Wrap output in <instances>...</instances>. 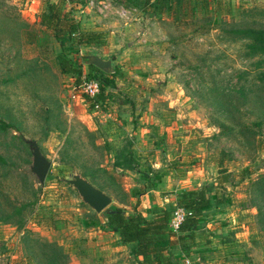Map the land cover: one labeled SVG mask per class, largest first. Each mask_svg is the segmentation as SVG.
<instances>
[{
	"label": "rangeland",
	"instance_id": "1",
	"mask_svg": "<svg viewBox=\"0 0 264 264\" xmlns=\"http://www.w3.org/2000/svg\"><path fill=\"white\" fill-rule=\"evenodd\" d=\"M52 1L63 9L71 7L80 29L97 33L95 41L78 46L77 53L70 47L62 51L52 33L36 20ZM87 1L0 0V122L6 124L0 130V157L6 163L0 172L12 197L31 199L19 227L0 222V264H32L20 244L23 231L48 240L47 233L54 242L63 238L68 264H93L82 238L71 236L82 232L84 220L87 225L89 219L99 218L62 178L83 173L88 182L114 199L107 209L127 205L131 199L123 186L125 169L136 171L138 165L159 160V155L148 153L145 161L132 156L127 138L114 140L120 130L111 122L135 121L138 109L168 85H173L171 94L178 106L196 111L207 126L202 129L208 135L205 138L200 136L201 129L195 131L208 152L205 168L212 178L204 186H216L212 180L216 177L225 180L214 189L221 199H228L221 217L231 216L230 226L246 230L255 196L252 179L264 178V121L260 127L253 126L263 120L264 80L258 79L264 63L257 67L263 57L247 55L245 41L226 31L264 25V0H182L174 12L162 13L133 7L147 0H107L129 10L127 23L115 14L99 13V0H93V7ZM59 52L81 65V76L98 81V73H88L84 56L97 53L110 60L116 70L114 85L104 88L98 110L92 109L93 99L74 87L75 75L60 72ZM239 89L245 96L241 99L236 95ZM71 93L76 94L74 98ZM184 97L188 104L182 102ZM216 123L224 124L223 130ZM242 127L252 134L237 133ZM24 140H34L50 163L41 185L29 170L30 148ZM27 186L38 188L34 199L24 189ZM239 247L240 251L230 253L238 263L231 264H264V252L256 254L243 244ZM121 257V264H134L132 256ZM106 263L104 259L102 264Z\"/></svg>",
	"mask_w": 264,
	"mask_h": 264
},
{
	"label": "crops",
	"instance_id": "2",
	"mask_svg": "<svg viewBox=\"0 0 264 264\" xmlns=\"http://www.w3.org/2000/svg\"><path fill=\"white\" fill-rule=\"evenodd\" d=\"M133 7L141 11L138 5H133ZM33 14L29 16L32 21L35 18ZM36 20L39 24L38 16H36ZM127 22L129 21H125V23ZM172 87L173 85H168L162 94H154L150 98L151 100L135 113L138 116L135 121L124 118L111 122L114 124V128L120 130L116 133L115 137L117 136V138L114 137V140L117 142L118 139L127 138L129 140L128 152L132 156H136L140 161H145L144 157L148 153L159 155V160L155 159L146 165H138L136 171L125 169L127 173L124 175L123 186L131 201H128V204L123 208L132 212L135 206V209L147 218L153 215V211L177 206L175 202L177 191L190 187L202 189L206 196L210 197L209 193H213L215 198H210V206L203 211L205 221L195 231L194 244L189 253L179 257L181 264H184L185 259L189 261V264L238 263L235 262L238 258L231 257L230 253L234 255L235 251H240V244L249 246L250 250L256 254L258 251L264 252V199H256V197L252 198L253 201L251 199L250 219L246 230L239 231L237 227L230 226L231 216L221 217L225 211L223 203L226 200L221 199L218 192L214 190L217 188L218 177L212 179L216 186L211 188L204 186L205 182L212 178L209 177L211 175L207 174L205 168V156L208 152L200 146L201 140L203 141L201 138L208 136L202 130L207 126H203L199 116H196V111L191 108L182 110L178 106V100L175 99L173 93L171 94L172 89L170 88ZM183 99L182 102L188 104V100L184 101ZM136 106L132 107L137 109ZM196 129L203 131L200 135L201 138L197 137L199 134L195 132ZM251 174L253 173L251 172ZM254 174L256 175V173ZM252 180H254L251 182L256 192L260 182L256 178ZM113 201L112 198L111 202ZM122 203L124 202L118 201V204ZM101 212L99 213L101 214ZM99 213L94 212L96 218L99 219L91 218L87 221V225L84 220L83 225H80L82 232L79 235H72L71 238H82L83 247H86L89 261L93 264H102L104 259L107 260L106 264H121V255L132 256L134 264H138L137 258L135 259L130 253V243L120 244L116 232L100 227L105 218L101 217ZM216 224H218L217 227ZM211 226L212 228H210ZM45 235L48 240L54 239L47 233ZM242 235L246 238H241ZM75 242L73 240V243ZM56 243L62 247L65 245L63 238H56ZM75 244L78 245L77 242ZM241 259L239 257L240 261ZM262 259L264 260V257ZM249 260L251 261L250 258Z\"/></svg>",
	"mask_w": 264,
	"mask_h": 264
},
{
	"label": "trees",
	"instance_id": "3",
	"mask_svg": "<svg viewBox=\"0 0 264 264\" xmlns=\"http://www.w3.org/2000/svg\"><path fill=\"white\" fill-rule=\"evenodd\" d=\"M181 1L147 0L141 3V7H138L142 12L148 13H162L164 10L174 12ZM71 11V7L63 9L59 2H48L38 15V23L51 31L62 51L70 47L74 53H77L78 46L94 42L97 33L80 29ZM226 32L245 41L243 45L244 52L247 55H260L263 57L256 62L257 67L264 63V25L234 27ZM56 60L60 72L74 74L78 83L82 74L81 65L75 59L65 57L61 52L56 55ZM86 67L88 73H98L100 81L96 80L99 85V92L94 101H103L104 88L114 85L112 74L116 70L113 69L112 73H103L92 65ZM263 76L264 71L259 75L258 80L263 81ZM215 90H212V92L217 98L218 95H216ZM242 92L239 89L238 93H234L241 99V97H245ZM222 105L227 106L228 104L224 102ZM260 109L263 120L256 121L253 126L260 127L264 121V108ZM216 124L217 127L223 130L224 124ZM5 126L6 124L0 122V130ZM226 128L231 131V127ZM236 132L239 134H252L246 127H242ZM5 164L3 158L0 157V169L5 167ZM245 172L251 173L253 171L246 170ZM80 175L84 176L83 173H80ZM2 179V172H0V222L19 227L24 221L25 212L31 203V199L29 200L28 197L24 196L20 201L16 200L14 196H11L10 190L6 189L9 183L3 184ZM223 182L225 180L218 177L217 185H223ZM258 182H260V186L257 187L254 197L263 200L264 178L259 177ZM24 189L27 190L26 192L31 198L36 197L38 188L32 186L28 188L27 186ZM209 195L210 197L206 196L202 189L191 187L176 192V205L183 207L190 214L183 218L175 231L169 226L172 207L153 211V215L146 218L139 210L135 209V206L132 212L114 206L103 210L105 221L101 227L116 232L120 244L130 243V253L137 258L138 264H181L179 257L186 256L189 253L194 244V233L205 221L203 211L210 206V198H215V194L209 193ZM20 244L25 252L24 257L32 264H68L67 252L54 241L41 239L35 235L33 236L29 231H23L20 235Z\"/></svg>",
	"mask_w": 264,
	"mask_h": 264
},
{
	"label": "water",
	"instance_id": "4",
	"mask_svg": "<svg viewBox=\"0 0 264 264\" xmlns=\"http://www.w3.org/2000/svg\"><path fill=\"white\" fill-rule=\"evenodd\" d=\"M85 64L92 65L103 73H112L113 68L108 59L101 58L97 53L84 56ZM30 148L31 165L29 170L36 177L38 184H42L48 172L49 161L40 153L34 140H24ZM64 182L75 189L80 200L85 203L92 211L99 213L107 209L112 198L94 187L87 179L78 173H69L67 178H62Z\"/></svg>",
	"mask_w": 264,
	"mask_h": 264
},
{
	"label": "built area",
	"instance_id": "5",
	"mask_svg": "<svg viewBox=\"0 0 264 264\" xmlns=\"http://www.w3.org/2000/svg\"><path fill=\"white\" fill-rule=\"evenodd\" d=\"M93 0H88L86 2V5L89 7H93L94 3ZM97 9L99 13H112L115 14L119 19L123 21H127L129 18L128 12L129 10L126 7H123L122 5H116L112 4L111 1L107 0H99L97 1ZM74 87L77 88L78 93L83 94L84 96L91 98L94 100V97L99 92V85L96 79L85 77L84 75L81 76L80 81L75 85ZM76 94L71 93V98H74ZM100 105V101H94L92 103V109L98 110ZM190 214L188 211H186L181 206H175L171 212V217L169 220V226L172 230H176L178 224L183 220V218ZM184 264H189V261L187 259L184 260Z\"/></svg>",
	"mask_w": 264,
	"mask_h": 264
}]
</instances>
